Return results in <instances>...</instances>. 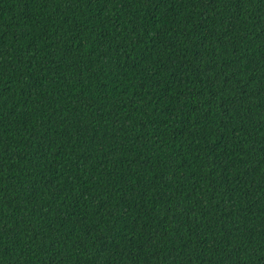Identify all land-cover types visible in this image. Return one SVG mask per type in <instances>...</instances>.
<instances>
[{
  "label": "trees",
  "instance_id": "trees-1",
  "mask_svg": "<svg viewBox=\"0 0 264 264\" xmlns=\"http://www.w3.org/2000/svg\"><path fill=\"white\" fill-rule=\"evenodd\" d=\"M0 264H264V0H0Z\"/></svg>",
  "mask_w": 264,
  "mask_h": 264
}]
</instances>
